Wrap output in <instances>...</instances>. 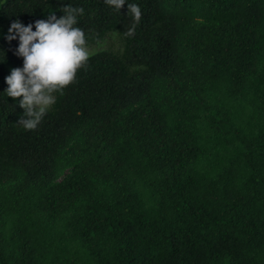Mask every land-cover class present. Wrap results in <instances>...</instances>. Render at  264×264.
Here are the masks:
<instances>
[{"label": "trees", "instance_id": "1", "mask_svg": "<svg viewBox=\"0 0 264 264\" xmlns=\"http://www.w3.org/2000/svg\"><path fill=\"white\" fill-rule=\"evenodd\" d=\"M66 6L124 48L28 130L5 36ZM0 61V264H264V0H0Z\"/></svg>", "mask_w": 264, "mask_h": 264}, {"label": "clouds", "instance_id": "2", "mask_svg": "<svg viewBox=\"0 0 264 264\" xmlns=\"http://www.w3.org/2000/svg\"><path fill=\"white\" fill-rule=\"evenodd\" d=\"M110 2L120 6L121 0ZM82 13V8L66 6L60 18L51 15L26 26L17 19L8 29L5 39H18L15 54L23 58V66L11 69L5 77L8 87L4 93L12 98L22 97L19 105L26 118L20 124L28 130L38 127L55 104L56 93L72 84L78 71L87 66L90 53L85 32L78 26Z\"/></svg>", "mask_w": 264, "mask_h": 264}, {"label": "rangeland", "instance_id": "3", "mask_svg": "<svg viewBox=\"0 0 264 264\" xmlns=\"http://www.w3.org/2000/svg\"><path fill=\"white\" fill-rule=\"evenodd\" d=\"M123 41L119 38L117 32H112L109 34L104 41L98 45L88 46L87 49L90 55L98 53L100 51H111L114 53H119L123 51Z\"/></svg>", "mask_w": 264, "mask_h": 264}]
</instances>
